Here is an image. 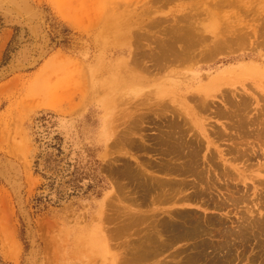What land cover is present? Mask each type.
I'll use <instances>...</instances> for the list:
<instances>
[{
    "label": "rangeland",
    "instance_id": "obj_1",
    "mask_svg": "<svg viewBox=\"0 0 264 264\" xmlns=\"http://www.w3.org/2000/svg\"><path fill=\"white\" fill-rule=\"evenodd\" d=\"M159 1L163 3L0 0V264L187 263L188 255L194 253V241H175V245L166 247L167 251L162 248L165 253L159 251L160 255L161 244H149V235H158L151 226L155 220H166L168 211L179 220L187 213L201 220L220 217L219 212L205 210L202 201L229 189H241L235 194L240 196L246 186L242 182L245 177L249 202L232 211L233 221H239L237 216L253 203L257 204L255 210L260 206V190L251 180L252 171L245 169H258L257 165L264 162V151L257 150L258 155L245 160L247 163L225 164L219 160L221 151L224 160L234 157L228 151L235 148L232 143L240 135L231 128L236 120L215 117L200 109L196 111L198 123L188 112L182 115L197 129L194 135L198 125L202 126L215 144L208 150L203 139L202 151L194 150L200 157L195 154V169L199 167V172H193L201 176L204 173L202 177L197 173L199 178L184 169L188 157L167 155L159 131L166 126L163 121L172 118L169 110L162 113L166 104L183 112L191 105L183 96L189 97L203 86L211 89L212 110H224L221 95L227 92L232 97L234 93L235 101L251 99L247 120L255 122V116L261 117L255 122L257 126L264 119V113H260L264 112V0ZM190 24L208 38L209 45L216 37H236L239 33L248 39L226 49L228 54L223 50L211 61H176L168 71L170 75L156 68L158 57L154 53L162 52L159 41H165L175 28H190ZM197 49L195 54L204 52L206 46ZM152 70L154 75L149 73ZM193 74L198 79L194 90L178 91L187 77L186 82L195 80ZM217 85L220 89L215 92ZM189 124H182L184 130L191 131ZM218 128L224 141L217 137L216 142L213 132ZM192 135L191 131L185 137L188 140ZM253 136L246 138L258 142ZM189 150L184 149L183 154ZM209 156H214L215 162H208ZM215 164L220 165L219 170ZM225 169L235 177L227 179L219 174H225ZM181 171L186 176L179 175ZM209 178L221 185L218 191ZM156 181L176 186L178 201L166 202L163 198L169 187L152 194L147 187ZM197 184L204 193L210 190L204 200L182 202V198L200 191ZM156 192H163V196L157 197ZM255 243L236 246L234 255L239 258L234 264H264L260 259L262 250ZM149 250L152 256H145ZM153 250L159 256L154 257Z\"/></svg>",
    "mask_w": 264,
    "mask_h": 264
},
{
    "label": "bare ground",
    "instance_id": "obj_2",
    "mask_svg": "<svg viewBox=\"0 0 264 264\" xmlns=\"http://www.w3.org/2000/svg\"><path fill=\"white\" fill-rule=\"evenodd\" d=\"M157 1L159 2V4L160 3H163V2H160L159 0H157ZM165 1L166 0H164V2ZM167 1H166V3H170L171 2V0H170V2H167ZM172 2H174V0H172ZM219 4H222V3H219ZM219 7L221 8V6H219ZM212 15H210V16L212 17ZM230 17H232V16H230ZM173 26H176L177 27L179 25H173ZM190 26H189L190 28H188L186 26L187 28H185V29H184V27L182 28V26L181 27L179 26L181 29L179 27L175 28L176 30L173 31L174 33L173 32H170V36L165 41H163V40L162 41H159L162 44V45H160V43H159L162 52H161V55H158V54L154 53L155 56L157 55V57H158V61H157L158 64H157V67L156 68H158L159 70H163V72H167L168 73V71L172 67V64L174 62H176V61L184 62L185 60L192 59V58H194V60L195 59H198L197 62H200V61L205 60L207 58H209L210 61H211V59H214L217 56H219L220 53H223L224 52L223 50H225V51H226V49L231 50L232 47H234L235 45L238 46V43L241 42L242 40L248 39L247 34H246V37L247 38H245L244 35H242V34L240 35V33H239V35H237L236 37H227V36L225 37L224 36L223 39H218V37H216L217 40L215 42L212 41V45L211 44L209 45L208 42H207V41H209L208 38L203 37L202 35H200L198 33L200 31L197 30V27H194V25H191V24H190ZM177 29H178V32H176ZM204 29H205V27H204ZM230 30H231V27H230ZM258 30H259V28H258ZM237 32H238V29H237ZM254 34H255V32H254ZM206 44H208V45H206ZM159 45L157 44V47ZM203 45L206 46V50L204 49L205 50L204 52H202L203 51L202 50V51H200L202 53L195 54V52L198 51L197 47L203 46ZM195 49H197V50L195 51ZM224 53L228 54L227 51L224 52ZM263 62H264V59H263ZM149 73L154 75L153 70L150 71ZM192 73H194V72H192ZM170 74H171V72L168 73V75H170ZM124 75H127V74H124ZM192 76H193V78H195V80L193 82H191V79H190L189 82H186L187 81V78H188L187 77L186 78V81L183 82V84L180 85V87L178 88V91L181 90V91H188V92H190V90H194L193 88L196 86L198 79H197V77H195L194 74ZM125 77H127V76H125ZM173 81L174 80H172V82ZM198 87H200V86H198ZM219 87H220V85H217L216 86L215 92H216V90H219L220 89ZM183 97L185 98V101H190V103H191L192 106L191 105L190 106L187 105V107H185V109L183 108V112L182 111H178L177 112L176 108L173 109L170 104H166V106H165L166 108L163 109L162 113H166L167 110H169L171 112L172 118L165 119V121H163L164 122V125H166V126H164V129H163L162 132L161 131H159V132L162 133V137H161L162 138V142H161V144L162 143L165 144V145L162 144V147L163 146L166 147L165 151H167L166 153H167L168 156L178 157V156L183 155L184 158H186V157L189 158V161L186 162L187 166L184 163V165L186 167H189L188 170L186 169V167H184V169L187 171V173H188V171H191L190 173L193 174L195 172L194 170H198V168H199V167H197V169H195L196 168V163H197L196 162L197 159L195 158V156H196L195 154H198V152L195 153L196 151H194V150H196V149L197 150L198 149L200 150V148H201L200 146L202 145V143H204L203 139L205 140V142L207 144L208 150L211 147H214L215 144H214V142H212L210 140V134L207 132V129H205L202 126L200 128V126L198 125L199 130L197 132V135H194L195 132L197 131V129L191 127V125L187 122V120L186 121L184 120V118L182 117V115H184L185 112H188L190 114V117H191L192 121H195L196 123L199 122V120L196 117V115H199L198 112H196L198 109H200V111L203 112V113L210 112L215 117H220V118L221 117H224V118H229V119L232 118L231 119L232 122L234 120H236L235 122H237V124L235 123L234 124V127L232 125L231 128L238 130L237 132H239L240 135L238 136L239 137L238 139L237 138L236 139L235 138H233V139L230 138L229 139V140H231V139L234 140L235 139L234 141L237 140V142H233L232 143V146H235V148H231L230 147L231 149H229V151H228L229 154L230 155H233L234 157L232 159L230 158L231 161L226 160V159L224 160L223 157H225V155H224L223 151H221L220 153H218L219 158H220L219 160H221L225 164L230 163V162L236 163L237 161H243V162L247 163V161H249L250 158H254V157H256L258 155L257 150L264 151V148H263V146H264V119L263 120L261 119L262 121L260 120V123L258 121L257 126H256V123L255 122L257 120H259L261 117H259V119H255V117H258V116H255L254 117L255 122H253V119L252 118H251L252 121L251 120L249 121V120H247L248 118H246V116L248 114V110L251 107V105H250L251 104V99H249L248 97L247 98L244 97L240 101H235L236 95L234 93H233L232 97H230L229 94L227 92H225L224 94L221 95L222 102H223V105H224L225 109L224 110L223 109L222 110L221 109L218 110V108H219L218 107L216 109L217 111L215 109H214L215 110L214 111V110H212L211 102L209 101V98L211 97V89H209V87H204L203 86L202 88L198 89L197 91L196 90H194V92L192 91V94L189 97L188 96H183ZM171 101L174 102L173 98H169V102H171ZM263 107L264 106H262V108ZM262 111H264V110H262ZM260 113H264V112H260ZM260 113H258V114H260ZM261 116H263V114H261ZM245 118H246V120H245ZM182 124H183V126H186L187 124H189V129L193 132V135L188 140L186 139L185 136L187 135V133H191V131L184 130L185 128H183ZM248 126H251L254 129L250 128L252 130L249 131L248 130L249 128H246ZM213 134L214 135H217L215 137L216 138V142L218 141L217 140L218 139L217 137H219L220 139L221 138H225V136L221 133V131H220L219 128L218 129H215L214 132H213ZM241 135L244 136L245 139ZM253 135L254 136L255 135L257 136L258 142H250L249 140H247L250 137H252ZM254 136H253V138H255ZM193 137H194V139H192ZM246 137H249V138H246ZM201 138H202V141H201ZM220 139H219V141H220ZM153 141H154V139H153ZM158 141H160V139ZM222 141H224V140H222ZM159 144H160V142H159ZM238 145L241 146V147H238ZM136 146H138V147L141 148V146H139V145H136ZM140 148H138V149H140ZM187 148L190 149L191 151L189 150V152H187V154L185 155V152L188 151ZM204 148H203V150H204ZM260 148H263V149H260ZM184 149L186 151H184V154H183V150ZM165 151H162V152H165ZM201 151L202 150H200L199 152H201ZM215 152H216V150H215ZM166 153H163V154L166 155ZM198 155H197V157H198ZM168 156H166V157L168 158ZM214 156H209L210 158H209L208 162L209 161L212 162V163L215 162V157ZM174 157H173V159H174ZM199 157H200V155H199ZM194 158L196 160L195 161L196 163L194 162ZM168 159L166 161H169L172 158L170 157V159L169 160ZM262 159L264 160V158H262ZM245 160H247V161H245ZM199 162H198V164H199ZM171 163H172V160H171L170 164ZM173 164H171V165H173ZM174 165H177V163L175 162ZM210 165H213V164H210ZM216 165H218V164H215V166ZM199 166H201V164ZM230 166H232V163H231ZM246 166L252 167L251 165H246ZM257 166H259V168L256 169V170L255 169L254 170H250V168H246L245 169L246 171H252L251 173H253V178L251 180L252 181L255 180V181H253L254 184L256 183V187L255 188L257 190H260V192L258 193V196L260 197L261 203H260V206H257V210L254 209L257 204H254L253 203V205L251 207H247L246 208V211H245L244 214L241 215V213L240 214L239 213H235L234 214L235 216L238 215V214L240 215V216H237V217H239V221H233L234 216L232 215V211L233 210H236L237 208H239V206L241 204H243L245 202H249V200H248L249 199V196H247L248 195L247 190L249 189V187L245 183V180H246L245 178L246 177L242 181L243 184L246 185L244 187L245 190L244 189L242 190L243 194H239L240 196H235V194L237 192L239 193L241 189H238L237 188L238 191L236 190V192L229 191L230 190L229 189V190H227V193L228 194L227 193H223V192H220L219 194H217L216 191L219 190V186H221V185L218 186V184L215 183L214 180L211 181L210 178L212 176H210L209 179H210V181L213 184L214 190H216V191L213 190V192L216 193V196L215 197L214 196H210L209 197V200H207V199H205L207 201L204 200L203 196H205L206 194L208 195V192L210 190L208 189L209 191L207 192L206 191L207 190V188H206L207 186L205 187V184L202 183L204 185V187L206 188V190H205L206 191L205 192L206 194L204 193V191L200 190V188H199V186L197 184L198 187L197 186H195V187H196V189H198L200 191L197 192L195 190L196 192H194V193L192 192L191 195H189L188 197L186 196L185 198H182L184 200H181V201L182 202H187V204L188 203L189 204H193L197 200L198 201L204 200V202L202 201V203L205 206V210L210 209V210H214L216 212H219L220 213V217L212 216V217H210L208 219L206 218L204 220L203 219L201 220V219L198 218V216L194 217L192 214L187 213V214H184V218L182 220H179L178 219L179 216H176V214L175 215L174 214H171L172 211H168V212H170V214H168V217L169 218L168 217H167V219L165 218L166 220H164V221L157 220V222H155L156 220L155 221L153 220L154 222H153V224L151 226L154 229V232H157L158 235H156L157 238H155L154 235H149V240H150L149 244H151V245L157 244L156 242H158L159 245L161 244V246H159L161 249L158 248V249H160V250H158V254H159L160 252L162 253V251H161L162 248L163 249L165 248L164 249V251H165L166 249H168L166 247H168L171 243H174L175 241L178 242L179 240L180 241L181 240L182 241L192 240V241H194V247H195V249L193 250L194 253L192 252L193 254H191V255H188V253H187V255H188V258H187L188 262L187 263H182V264H200V263L201 264H234V261L237 258H239L238 256L236 257L234 255L235 247L236 246L237 247L240 246V244H241V246L242 245H246L249 242H251V243L253 242V245H254V242H256L255 243V247L259 245L258 247H260L261 250H262V254L260 255V259L264 263V162L263 163L262 162L259 163ZM127 167H129V166H127ZM162 167L165 169L166 168V165L165 166H162ZM174 167L176 168L177 166H174ZM180 167H177V168H180ZM219 167H220V165L217 166L218 170L220 169ZM206 168L207 167H205V171H206ZM164 169L162 171H164ZM162 171H160V172L162 173ZM171 171H172V169H171ZM173 171H172V175H174L173 174ZM255 171L257 173H255ZM127 172H129V171H127ZM135 172L136 171H134V173ZM181 172L182 173L179 174V175L182 176V174H183V176H184V173L185 172H183V171H181ZM198 172H199V170H198ZM130 173H132V172L130 171ZM163 173H165V172H163ZM197 173L196 174L194 173L195 177H198ZM206 173H207V171H206ZM213 173H214V171H213ZM224 173L225 174L219 172V174L224 175V177L227 176L228 177L227 179H230L229 177H232V178L235 177L234 173L231 172V171H229V170H227V169L224 170ZM175 174H177V173H175ZM198 174H200L199 176H201V173H198ZM210 174H212L211 173V169H210ZM219 174H217V175H219ZM137 175L138 174H135L134 177L135 176L137 177ZM130 176L128 177L129 179L130 178H132V179L134 178V177H132V176L130 177ZM185 176H186V173H185ZM202 176H204V173L202 174ZM191 177H194V176L191 175ZM219 177H217V178H219ZM238 177H240V174L238 175ZM137 178H139V176ZM140 178H141V176H140ZM213 178L214 177H212V179ZM222 178L223 177H221V179ZM143 179L144 178H142V180ZM203 179L204 178H201V180H203ZM146 180H148V179H146ZM149 180L151 181V179H149ZM158 180H160V179L158 178L157 181ZM139 181L137 183H140L141 185H138V184L137 185L139 186L138 189H141L142 183H141V181L140 182ZM157 181H156L155 184H151L150 186H148L147 187L148 190H150L152 192V194H154L155 192H153V191H155V190L160 191V189H163L164 187H169L167 190H165V188H164V190H165L164 196L162 194H160V193H163V192H156L157 193V197L159 195H161V196H163V198H165V201L166 202H171V201H173L175 199H176L175 202H177L178 201V199H177V196H178L177 195V192H179L178 191L179 189H176V186L172 185L171 183H167L168 181L166 183H162L163 182L162 180H161L162 182H160V181L157 182ZM196 181H198V183H199V179H197ZM231 181H234V180L231 179ZM176 182H177V180H176ZM179 182H180L179 184L181 185L182 184L181 181H179ZM216 182H217V180H216ZM257 183H259V184L257 185ZM185 184L187 186L188 184H190V182L188 184L187 183H185ZM185 184H183V186ZM194 184H195V182H194ZM194 184H190V185H194ZM229 184H230V182H229ZM209 185H211V184H209ZM230 185L232 186V183ZM237 186H238V184H237ZM226 187L228 188L229 185H226ZM234 187H235V185H234ZM143 188H144V185H143ZM184 188H185V186H184ZM144 190H145V188H144ZM182 190H184V189H182ZM210 193L212 195V192H210ZM149 194H151V193H149ZM213 195H215V194H213ZM225 195H227V196H225ZM148 197H149V195L146 198H148ZM157 197L155 196L154 198H157ZM206 198H208V197H206ZM226 209H228V210H226ZM224 210H226L225 213L222 212ZM246 213L248 214V216L245 215ZM155 217H158V216H155ZM160 240L162 242H159ZM174 245H175V243H174ZM149 246L147 247V249H150L151 250V247L152 246L150 248H149ZM237 247H236V249H237ZM258 247H256V248H258ZM169 248H171V247H169ZM152 249H156V247L155 248L152 247ZM150 250H149V252H150ZM156 250L155 251L153 250L154 257H156V255H158V254L155 255ZM163 253H165V252H163ZM145 254H146V251L143 252V255H145ZM149 254H151V252L148 253V254H146L145 256H147ZM182 254L183 253H181V255ZM151 256H152V254H151ZM257 257L259 258V256H257ZM147 258H149V257H147ZM176 258H177V256H176ZM183 258L185 259L186 257H183ZM240 259H242V258H240ZM249 259L251 260V258H249ZM253 259H254V257H253ZM254 260L256 261V258Z\"/></svg>",
    "mask_w": 264,
    "mask_h": 264
}]
</instances>
